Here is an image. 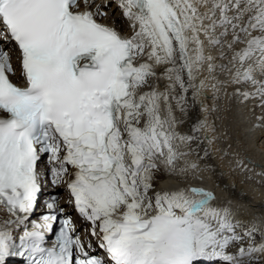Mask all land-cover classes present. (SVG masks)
<instances>
[{
	"label": "snow or ice",
	"instance_id": "1",
	"mask_svg": "<svg viewBox=\"0 0 264 264\" xmlns=\"http://www.w3.org/2000/svg\"><path fill=\"white\" fill-rule=\"evenodd\" d=\"M117 6L129 21L128 37L97 21L110 5L96 0H0V207L14 217L0 221V264L16 256L25 264H245L264 253V231L255 243L259 225L240 234L231 210L212 205L213 192L155 190L154 182L161 164L166 175L197 167L177 168L188 153L178 152L175 141L194 137L175 132L170 101L184 111L189 89L196 97L208 86L195 83L202 70L214 89L235 86L232 95L260 109L257 126H264V0H117ZM12 44L24 86L10 78ZM216 48L213 55L209 49ZM161 68L165 91H142ZM217 71L228 80L217 79ZM42 158L52 184L66 183L105 257L75 232L57 196L28 229ZM13 224L22 230L18 241L8 230ZM46 233L55 236L50 247Z\"/></svg>",
	"mask_w": 264,
	"mask_h": 264
},
{
	"label": "bare ground",
	"instance_id": "2",
	"mask_svg": "<svg viewBox=\"0 0 264 264\" xmlns=\"http://www.w3.org/2000/svg\"><path fill=\"white\" fill-rule=\"evenodd\" d=\"M108 1L96 0V3L103 8L102 4ZM110 5L111 15L109 18H101V22L115 27L121 34L130 36L129 21L123 17L116 4ZM209 51L218 55L220 49ZM12 62L16 71L15 79L20 80L14 56ZM218 63H228V60H220ZM161 73L162 68L157 69L159 79L150 80L149 85L142 91L151 90V86H156L160 92L165 91L169 81ZM213 75L225 82L229 78L226 73L219 71ZM202 79L206 80L208 86L196 97H193V90L189 89L184 111L176 107L175 101H170L177 121L175 132L180 136L194 137L188 143H182L179 139L175 141L174 146L178 152L188 153L177 161V168L187 167L192 163L197 167L189 169L183 175H166L164 170H161L154 188L172 191L198 187L213 192L214 207L230 209L232 216L246 228L253 223L259 225L254 235L255 239L261 242V231H264V126H257L260 123L257 120L260 109L254 108L251 101L241 103L239 98L233 96L235 86L225 83L218 85L219 90L212 88L211 85L216 81L210 78L206 69L197 75L195 83L198 85ZM161 116H167V106L163 102ZM200 122H203V127L199 131H193L194 126ZM44 169L45 165L38 166L40 174ZM5 219L14 218L9 217L0 207V221ZM8 230L13 233L19 229L13 224ZM90 237L87 231L82 234L83 240H90L91 244L98 246V239L94 238V241ZM245 264H264V253L254 254L253 259L246 260Z\"/></svg>",
	"mask_w": 264,
	"mask_h": 264
},
{
	"label": "rangeland",
	"instance_id": "3",
	"mask_svg": "<svg viewBox=\"0 0 264 264\" xmlns=\"http://www.w3.org/2000/svg\"><path fill=\"white\" fill-rule=\"evenodd\" d=\"M159 173H160V172H159ZM159 173H158L157 176H156V179H155L154 184L158 181V177L160 176ZM58 192H59V194H63V191H62V190H59Z\"/></svg>",
	"mask_w": 264,
	"mask_h": 264
}]
</instances>
